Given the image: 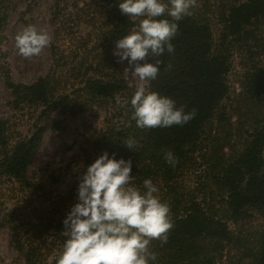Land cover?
<instances>
[{"label": "trees", "instance_id": "1", "mask_svg": "<svg viewBox=\"0 0 264 264\" xmlns=\"http://www.w3.org/2000/svg\"><path fill=\"white\" fill-rule=\"evenodd\" d=\"M10 2L0 0V40L4 38ZM118 3L119 0H94L86 6L100 18L99 41L103 49L93 69L96 77L83 81L77 89L74 85L72 93L63 89L64 79L56 73L31 85L17 84L7 75L6 85L12 92L14 106H27L39 114L35 131L25 139L15 138L9 123L0 120V181L17 184L20 192H24L22 195L37 199L40 204L34 208L37 217H30L25 212L26 205L20 204L12 213L5 214L3 223L13 232L16 249L23 254L25 264H57L60 255L51 263L45 260L44 254L50 252L46 238L52 237L50 242L56 237L64 239L62 222L77 202L79 178L88 165L107 151L117 159H131L134 183L140 186L145 179H152L160 189L161 199L170 206L173 227L168 242L161 246L158 240H153L150 246L158 253V264H217L216 246L221 241H230L232 234L228 223L206 212L197 198L200 184L191 185L189 178L198 171L196 155L207 125L217 116L220 121L226 120L221 105L229 94L228 75L237 54L247 62L244 64L246 96L258 100L264 95V36L259 32V23L264 19V0L228 3L218 37L210 23L194 12L179 22L178 34L171 41L175 52L149 58L150 63L162 61L158 77L148 82L149 91L173 99L177 107L183 106L186 111L195 109L196 117L184 126L156 129L137 128L134 121L131 127L121 124L131 120L130 100L135 91L118 70L119 62L111 50L135 25L121 14ZM53 14L54 40L62 34L60 31L72 36L73 33L65 30L69 22H63L66 18L72 22V15L63 14L59 1ZM80 17L76 15V20ZM87 45L88 41L84 46ZM52 47L53 57L57 58L60 48L54 42ZM63 56L64 51L58 59ZM93 106L108 109L105 128L88 133L79 155L68 167L76 172L74 189L66 196L55 197L29 177L33 158L46 133L45 125L40 122L51 119L61 108L76 116ZM65 123L56 122L53 129L60 130ZM127 137L138 141L132 151L123 143ZM167 151L173 152L178 160L175 167L164 160ZM236 157L230 163L225 160L224 164L215 163L214 176L227 193L225 203L230 218L238 222L250 209L264 213L263 120L257 122ZM220 164H223L221 168ZM248 257L249 264H264V234L258 250Z\"/></svg>", "mask_w": 264, "mask_h": 264}, {"label": "rangeland", "instance_id": "2", "mask_svg": "<svg viewBox=\"0 0 264 264\" xmlns=\"http://www.w3.org/2000/svg\"><path fill=\"white\" fill-rule=\"evenodd\" d=\"M57 1L60 2L63 14L72 15V22L68 18L63 22H69L65 30L73 34L68 36L60 31L62 34L58 37L59 40H54L56 28L53 26V13ZM93 1L12 0L9 3L4 38L0 40V120L9 123L10 132L15 138L25 139L35 131V119L39 113L35 114L33 108L27 106H14L12 92L6 85L7 75L17 84L31 85L50 73H56L64 79L63 89L68 93L74 91V85L77 89L83 81L96 77L93 69L103 48L99 41L102 27L100 18L92 9L86 8ZM231 1L234 0H197L193 12L209 22L215 37H218L224 7ZM76 15L81 16L79 21L76 20ZM28 25L46 31L52 42L41 55L24 58L15 48V37ZM259 32L264 36V19L259 23ZM87 41L88 45L84 46ZM53 42L60 48L57 58L53 57ZM63 51L64 58L58 59ZM116 51L114 45L111 53L114 55ZM245 63V57L238 54L235 56L228 75L229 94L221 105L226 120L220 121L217 116L207 125L196 155L198 171L189 178L191 185L200 184L197 198L206 212L228 223L232 234L230 241L217 244V264H249L251 258L248 255L258 250L264 234V213L261 211L250 209L238 222L230 218L225 203L227 193L214 176L215 163L224 164V160L230 163L237 158L236 155L244 149L249 133L257 122H264V95L258 100H251L244 92ZM262 65L264 66V57ZM126 68L127 62H119L118 70L136 92L142 86L141 82L131 72H124ZM143 86L149 91L148 83ZM107 116L108 109L100 106L85 109L76 116L68 109L61 108L53 113L51 119L41 121L46 127V133L30 166V179L44 186L55 197L68 195L74 189L73 173H76L68 167L79 155L80 146L88 133L105 128ZM63 120L66 121L65 125L60 130H54L53 125ZM20 191L17 184L13 186L0 181V264H25L23 254L16 249L13 232L3 223L5 214L12 213L20 204L26 205L27 210H24L30 217H37V210L34 208L40 203L37 199L22 195L24 192ZM46 239L50 252H46L44 257L51 263L61 255L63 239L56 237L53 238L54 242H50L52 237Z\"/></svg>", "mask_w": 264, "mask_h": 264}, {"label": "clouds", "instance_id": "3", "mask_svg": "<svg viewBox=\"0 0 264 264\" xmlns=\"http://www.w3.org/2000/svg\"><path fill=\"white\" fill-rule=\"evenodd\" d=\"M197 0H119L122 15L135 25L134 30L116 41L118 62H127L141 85L130 100V121L140 129L184 126L196 117V110L183 106L157 92L147 91L145 83L155 80L162 61L150 57L173 54L172 40L179 22L193 15ZM163 17V18H162ZM138 22V23H137ZM50 35L34 25L26 26L15 37V48L24 58L36 57L51 44ZM129 149L138 146L135 138L123 141ZM166 163L175 167V155L167 151ZM132 161L117 159L105 151L87 166L80 176L77 202L63 219V251L57 264H158V253L150 247L153 240L163 246L173 227L170 206L159 195L152 179L137 186L132 176Z\"/></svg>", "mask_w": 264, "mask_h": 264}]
</instances>
